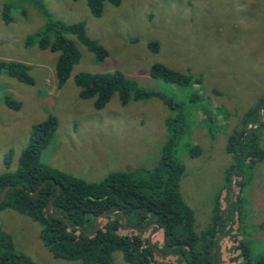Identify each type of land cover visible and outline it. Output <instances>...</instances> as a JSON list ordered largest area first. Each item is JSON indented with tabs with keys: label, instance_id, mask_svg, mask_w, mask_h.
I'll return each mask as SVG.
<instances>
[{
	"label": "rangeland",
	"instance_id": "rangeland-1",
	"mask_svg": "<svg viewBox=\"0 0 264 264\" xmlns=\"http://www.w3.org/2000/svg\"><path fill=\"white\" fill-rule=\"evenodd\" d=\"M37 1L0 0V13L5 3L10 4L11 17L8 24L0 18V60L30 66L33 81L27 86L0 75V174L7 171L4 157L9 150V170H16L33 125L48 116L57 119V129L41 155L44 164L94 183L114 172L151 170L168 136L164 121L179 112L184 124L175 158L185 167L179 190L194 213L195 232H203L227 199V173L233 162L225 150L227 136L264 98V0H121L118 7L105 3L98 18L90 14L85 0ZM49 21H83L87 36L105 52L98 62L68 36L80 60L61 88L55 78L57 54L25 45ZM150 42L157 43V52L149 49ZM154 64L198 77L201 85L169 86L149 75ZM113 71L136 88L164 94L176 109L171 112L157 98L121 105L115 92L103 109L95 110L93 100L78 97L73 81L77 74ZM195 91L197 99H192ZM3 97L20 108L10 109ZM201 108L217 115L215 125L206 123ZM189 144L200 147L199 156H188ZM260 145L264 148V131ZM235 180L243 188L239 208L231 213L237 239H226L222 250L243 240L255 262L264 256V160L251 169L242 165ZM0 230L34 264H80L54 257L41 240L39 224L11 209L0 211ZM112 264L127 263L115 252Z\"/></svg>",
	"mask_w": 264,
	"mask_h": 264
},
{
	"label": "trees",
	"instance_id": "trees-1",
	"mask_svg": "<svg viewBox=\"0 0 264 264\" xmlns=\"http://www.w3.org/2000/svg\"><path fill=\"white\" fill-rule=\"evenodd\" d=\"M38 4L37 0H22ZM93 17H100L105 3L118 7L121 0H85ZM39 12L47 17L43 7ZM10 4H4L1 19L11 22ZM73 36L94 55L98 62L105 56L104 50L87 36L83 21L74 24L49 21L39 33L26 39L27 47L36 46L39 50H48L57 54L55 78L61 88L69 79L72 68L80 60L75 43L68 38ZM53 38V40H52ZM152 52L158 51L155 42L148 44ZM30 66L17 62L0 60V75H7L18 82L31 86ZM149 75L169 86L188 88L200 86L201 80L190 74H182L163 64H154ZM74 84L78 88V97L93 100L95 110L103 109L117 92L121 105L129 101H147L160 99L171 112L176 109L174 102L155 90L136 88L119 71L110 73L77 74ZM194 92L192 99H197ZM264 98L261 100L260 104ZM3 102L12 110H18L20 104L11 98L3 97ZM202 109V108H201ZM206 123L215 125L216 114L202 109ZM225 115V113H223ZM262 121L260 106L248 110L242 115L240 125L227 136L225 150L233 162L227 173V199L218 207L209 226L201 233L194 230V213L182 199L179 183L185 173L184 165L175 158V151L184 124V116L179 112L164 121L167 139L161 148L160 158L151 170L138 169L131 172L110 173L99 183L87 182L52 168L41 161L43 151L49 145L57 129V119L48 116L44 121L33 125L27 147L21 151L16 170L10 171L9 150L4 157L6 172L0 174V192L8 189L0 202V211L11 209L25 215L41 227L40 237L47 250L56 258L65 261H80V264H112L113 254L120 252L127 264H264V256L255 262L249 257L245 242L238 241L230 249L222 250V245L237 235L233 233L232 212L239 208L243 188L237 180L234 182V200L227 212L224 209L230 202L229 177L235 167L240 150L239 169L242 165L251 169L264 160V148L260 145L264 123L247 133L241 144L244 131ZM201 149L189 144L187 154L197 157ZM41 186V187H39ZM59 193L57 194V190ZM51 204V209L49 206ZM114 212L113 214H109ZM100 214L97 232L90 236L95 227V219ZM122 214L124 220L122 221ZM232 216V217H231ZM151 223L155 226L146 231L130 230L127 227L143 228ZM159 231L152 237L149 235ZM230 226L227 235L216 244L214 240ZM174 254L166 257L164 255ZM0 264H34L25 254L18 252L8 235L0 230Z\"/></svg>",
	"mask_w": 264,
	"mask_h": 264
},
{
	"label": "water",
	"instance_id": "water-1",
	"mask_svg": "<svg viewBox=\"0 0 264 264\" xmlns=\"http://www.w3.org/2000/svg\"><path fill=\"white\" fill-rule=\"evenodd\" d=\"M260 109H261V117H262V121H260L258 125L254 126V127H249V128H247V129L244 131V133H243V135H242V138H241V144L243 143L244 138H245V135H246L247 133H249V132H251V131L257 129L259 126H261V125L264 123V100H263V102H262V104H261V106H260ZM239 159H240V150L238 151V155H237V158H236L235 167H234V169H233V171H232V173H231V175H230V177H229V180H230V184H229L230 202H229V204L227 205V207L224 209L222 215H224V214L227 212V210L230 208V206H231V204L233 203V200H234V188H233V185H234V178L236 177L237 172H238V169H239ZM12 187H13L12 185L7 186V187H5V188L0 192V202H1L2 198H3L4 193H5L8 189H10V188H12ZM39 187H41V186H39ZM58 193H59V189L57 190V194H58ZM49 209H51V204H50V206H49ZM113 213H114V212H111V213H109V214H113ZM103 215H107V214H100L99 216L96 217V219H95V227H94L93 232L90 234V236L94 235V234L97 232L98 227H99L98 220H99V218L102 217ZM123 220H124V216H123V214H122V221H123ZM153 226H155V223H151V224H149V225H147V226H145V227H143V228H135V227H127V228L130 229V230L146 231V230H148L149 228H151V227H153ZM229 228H230V226H228V228L225 230V232H224L223 234H221L219 237H217V238L214 240L213 245H212V253H213V254H214V251H215L216 244H217L219 241H221V240L227 235ZM158 231H159V227L157 226L156 230L153 231V232L149 235L148 241H149V244H150L151 247H152L151 239H152V237H153ZM172 255H174V254H167V255H164V256L169 257V256H172Z\"/></svg>",
	"mask_w": 264,
	"mask_h": 264
},
{
	"label": "crops",
	"instance_id": "crops-1",
	"mask_svg": "<svg viewBox=\"0 0 264 264\" xmlns=\"http://www.w3.org/2000/svg\"><path fill=\"white\" fill-rule=\"evenodd\" d=\"M0 18H1V13H0Z\"/></svg>",
	"mask_w": 264,
	"mask_h": 264
}]
</instances>
